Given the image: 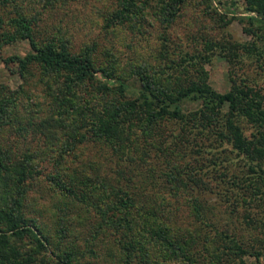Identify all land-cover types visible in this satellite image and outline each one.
I'll list each match as a JSON object with an SVG mask.
<instances>
[{
	"label": "trees",
	"instance_id": "1",
	"mask_svg": "<svg viewBox=\"0 0 264 264\" xmlns=\"http://www.w3.org/2000/svg\"><path fill=\"white\" fill-rule=\"evenodd\" d=\"M58 1L70 0H36L43 7ZM184 1L117 0L113 7L104 10L103 18L107 24H114L124 19H143L151 11L159 23L169 24L178 16ZM240 1L244 11L255 12L238 17L247 22L244 29L259 38V47L253 41L250 51L264 56L263 25L250 27L256 17L264 18V0ZM38 14L39 10L17 11L8 18L0 15V44L17 38H28L30 44L25 53L5 59L16 63V71L25 84L15 88L0 84V134L9 121L21 123L20 119L25 118L27 129L43 135L45 149H27L18 157L10 149H0V264H81V250L62 248L58 242L51 245L50 237L38 222L26 218L20 210L26 180L28 186L29 179L42 173L39 161L46 158L48 151L51 166L44 176L50 185L64 196L73 197L96 218L84 251H94L91 246L96 236L108 228L115 234L114 255L119 264H230V259L238 260L235 264H262V248L250 249L235 231L209 223L206 200L188 197L198 220L189 227L158 210L151 196L144 193L148 183L156 186L155 179H162L176 196L178 190L191 187L210 189L204 182L207 171L197 173L192 163H180L172 157L178 141L198 128L199 132H206L205 136H212L210 148L205 149L213 155L210 162H225L222 171L218 168L224 182L217 188L220 197L216 203L235 210L240 197L246 203L257 194L264 208L262 89L233 76L228 92L218 93L201 66L204 55L187 50L179 51V58L171 57L168 66H179L180 72L191 68L196 74L173 84L159 69V51L152 52L155 61L149 59V52L146 58L138 56L126 63L107 51L106 59L98 62L95 41L76 49L61 28L41 39L35 29ZM205 44L210 47L211 43ZM237 56L236 49L229 47L228 58L233 60ZM35 74L33 85L26 87ZM244 124L253 129L251 135L255 137L257 151L247 145ZM171 125L177 129L164 138L161 131ZM20 129L26 130V125L22 124ZM96 143L104 145L107 153L88 151ZM197 146V152L203 150L200 144ZM232 151L259 160L248 164L258 176L251 177L254 187L250 198L244 199L242 189H236L242 186L238 176L228 179L231 176L226 166L231 157L226 156ZM146 175L152 179H146ZM139 181L142 188L135 183ZM243 216L253 218L246 209ZM58 224L56 235L62 240L67 227L63 219ZM249 255L254 258L249 260Z\"/></svg>",
	"mask_w": 264,
	"mask_h": 264
},
{
	"label": "rangeland",
	"instance_id": "2",
	"mask_svg": "<svg viewBox=\"0 0 264 264\" xmlns=\"http://www.w3.org/2000/svg\"><path fill=\"white\" fill-rule=\"evenodd\" d=\"M116 1L70 0L58 1L51 7H43L36 0H7L5 3H0V15L8 18L17 11L39 10V19L35 29L41 39L50 37L52 33L61 28L69 36L76 49L84 43L91 44L95 41V57L98 62L106 59L107 51H111L123 63L136 59L138 56L146 58L149 52L152 54V52L159 51V69L164 71V77L168 78L172 84L178 79L187 81L195 71L190 68L185 70L187 72H180L179 66L177 68L168 66L170 65L169 59L179 58L178 52L184 50L189 53H202L204 58L201 66L207 72V81L218 93L228 92L231 84L230 78L233 76L237 80L243 79L245 82L249 81L259 86L264 92V56L260 57L256 50L250 51L253 41L259 47V38L247 32L244 29V26L248 25L247 22L240 21L238 18L239 15H254L255 12L244 11L242 1L222 0V3H219L214 0L209 4L208 0H185L178 16L169 24L159 23L151 11H148L147 17L143 19L139 18L134 21L124 19L114 24H107L103 18L104 10L113 7ZM255 24H262L264 32V18L256 17L254 24L250 27H256ZM206 41L211 43L210 47H207ZM229 47H233L238 52V56L233 60L228 58ZM29 48L28 38H17L0 44V84L4 83L10 88H15L20 83L25 84L24 79L16 71V63L5 59L12 54H23ZM154 53L149 58L152 61H155ZM33 70L37 72L36 67H33ZM36 77V74L31 76L26 87L33 85ZM129 80L132 81V78ZM17 121H9L2 126L0 149H10L14 157H18L22 151L27 149H43V135L39 131L27 129L25 118L20 119L21 123ZM22 124L26 125V130L20 129ZM176 129L177 126L174 127V125L165 126L161 132L164 138H167ZM252 130L250 126L245 125L246 142L250 149L257 151L254 145L255 137L251 135ZM191 133L194 136L191 134L188 138L178 141L172 157L180 163H192L197 167V173L207 171L204 175V182L210 185V189L196 190L190 186L191 188L184 191L178 190L176 196L168 190L167 184L162 182V179H155L156 186H151V182L148 183L149 186L145 187L144 193L151 196L158 210L169 213L172 220L178 221L183 226H191L198 222L187 201L188 197L192 195L206 200V214L209 223H215L220 229L228 228L231 232L235 231L250 249L262 248L261 263L264 264V208L261 207L257 194L246 203L240 197L235 210L227 204L216 203L220 197L217 188L219 185L222 187L224 182L221 181L224 175L219 172V169L222 171L225 168V162H221V159H217V164L210 162L213 155L205 149L210 148L211 144L208 142L212 136H205L206 132H199L198 128H194ZM196 143L202 147L203 150L199 151L202 155L198 154ZM88 151H99V153L106 154L108 149L96 143L91 144ZM49 155H51L50 151L45 153V159L39 161L40 168L43 169L42 173H37L29 179L28 186L26 180L21 212L26 218H33L38 222L50 237L51 245L58 242L62 248L71 246L75 250H81L84 253L81 257V264H119L114 255L116 247L113 238L115 234L108 228L102 229L96 236L91 246L94 251H84L87 239L92 236V227L96 223V218L91 212L79 206L80 204L73 197L64 196L57 188L50 185L44 176L45 171H48L51 166ZM228 156L231 157L230 165L226 166L228 167L227 174L231 176L228 179L232 180V175L238 176V181L242 186L241 188L236 186V189H242L245 194H243L244 199L245 197L250 198L254 187L250 183L251 177L254 179L258 176L249 169L248 164L249 161L259 160L246 158L244 154H237L234 151L228 153L226 157ZM261 160L264 161V155ZM211 166L213 167L210 169ZM253 167L259 173H263L257 165ZM148 178L152 179L146 175V179ZM135 183L142 188L140 181ZM225 183L227 184V181ZM243 209L248 210L253 218H245ZM59 219H63L67 227V233L62 240H58L56 235ZM253 258V255L248 256L249 260ZM229 262L235 264L232 259Z\"/></svg>",
	"mask_w": 264,
	"mask_h": 264
}]
</instances>
